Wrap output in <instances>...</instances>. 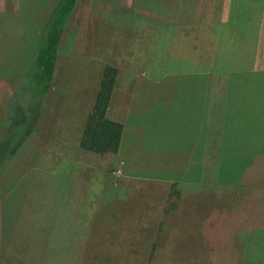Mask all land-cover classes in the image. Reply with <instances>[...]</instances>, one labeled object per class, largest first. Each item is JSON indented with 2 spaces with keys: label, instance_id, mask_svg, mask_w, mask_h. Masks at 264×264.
<instances>
[{
  "label": "crops",
  "instance_id": "crops-1",
  "mask_svg": "<svg viewBox=\"0 0 264 264\" xmlns=\"http://www.w3.org/2000/svg\"><path fill=\"white\" fill-rule=\"evenodd\" d=\"M236 1L79 0L64 31L60 47L65 40L66 53L69 54L67 66L73 67L74 60L79 58L88 63L84 79L80 82L90 81L91 84L73 88L69 95L71 100H67L68 111H64L66 114L63 117H56L58 109L61 111L62 108L57 104L59 98L53 102V146L41 147V151L49 158L37 157L36 164L25 177V191L31 193L33 202L27 208H19L20 219L16 222L23 225L24 216L29 213L33 230L28 228V231L21 232L13 229L14 226L9 229L12 222L8 217L11 194L7 198H0V251L5 250L4 246L11 245V239L16 237L21 244H18L20 248L17 247L15 251L55 252L57 254H53V264H117L116 255L110 251L109 245L110 240H114L124 245L126 251L132 249L137 253L138 248L144 250L141 256L135 257V261H140L137 264L239 263L241 247L234 243L236 250L230 262L229 247L218 246L217 234L228 236L231 233L234 241L235 235L243 236L247 222H237L234 226L219 223L214 228L210 225L204 228L202 224L200 229L201 219H197L195 230L184 222H172L173 217L185 212L198 215L196 210L191 211L194 206L188 205L192 194L209 189L213 193L208 195L217 200L214 218L218 221L224 216V199L230 193L227 189L217 191L213 184H203L197 189L193 183L180 181V193L183 187H190L191 192L181 195L176 208L170 210L168 201L170 193L174 191L173 178L142 183L134 175L143 172L186 171L181 169V161L177 160V163L170 159L200 157L202 153L195 151L203 147L200 142L201 126L204 125L209 126V129L203 155L207 156L209 152L216 155V142L220 137L216 126L223 124V118L214 111L219 107L225 109L227 105L226 89L231 73L234 70L258 71L256 65L264 61V8L261 7L264 4L256 0L259 2L256 14L246 17L244 23L238 22V27H231ZM238 1L242 8L249 5L243 0ZM7 7L9 2L0 0L1 16L8 13ZM15 7L21 6L17 2ZM215 8L217 13L212 15V9ZM192 10L196 18L189 22L187 19ZM213 26L216 34L211 36H215V41L212 40V44L206 41L204 51L199 47H190L189 43L185 44L190 32L186 34L183 30ZM23 33H26L25 29ZM21 37H17L15 47L19 41L23 42ZM221 44L225 46L222 48L228 57L219 60L215 52H220ZM22 45L19 44L18 52L13 49L14 46L8 49L11 55H17L10 56L17 57L12 60L11 71L14 74L10 75L16 78L25 68L18 63ZM179 45L183 46L181 50L176 49ZM107 64L118 68L107 117L121 122L124 130L119 150L104 154L98 163L99 155L83 148L80 141ZM56 68L57 63L55 72ZM197 76H209L211 79L200 82ZM165 77L179 79L176 103L184 105L180 114L182 121L173 117L174 120L168 124H172L173 128L181 126L184 129L169 130L168 134L165 130H159L155 142L160 146L148 147L146 126L149 121L140 106L147 100L141 94L150 91L149 83H159ZM186 80L191 83L186 85ZM173 102L172 98L166 102L168 110L173 109L174 104H170ZM187 107L191 110L188 116ZM2 117L0 124L5 119V113ZM32 141L33 136L29 142ZM116 159H123V166L131 172H123L113 178L105 165H112ZM111 189L113 192L109 193ZM143 204L146 205L142 207ZM131 205L141 207L131 208ZM230 210L234 220L247 219L245 212L235 214L233 206ZM203 213L210 214V210L203 209L200 214ZM108 225H112V228H107ZM197 231H202L206 238L199 242L198 249L170 255L171 237L174 239L178 233L198 234ZM5 234L8 240L4 238ZM16 238L14 244H17ZM198 238L201 240L200 235ZM102 245H105V252L101 250ZM36 259L43 262L40 254Z\"/></svg>",
  "mask_w": 264,
  "mask_h": 264
},
{
  "label": "rangeland",
  "instance_id": "rangeland-1",
  "mask_svg": "<svg viewBox=\"0 0 264 264\" xmlns=\"http://www.w3.org/2000/svg\"><path fill=\"white\" fill-rule=\"evenodd\" d=\"M9 2V7H7V12L4 13V16L0 15V117H2L5 102L8 100V92L11 90L12 81L18 79L16 77L10 76L14 74L11 70L12 67V60L16 59L11 58L10 56H17L11 55L12 53L8 52L9 48H12L16 42L17 37L26 35L29 37V33L31 31V24L37 23V21L42 19V15L46 13L52 2L54 0H7ZM20 1V2H19ZM19 3L21 7H15L16 3ZM43 2V3H42ZM244 3H248V7H243L237 0L236 7L233 9V23L231 27L236 26L238 22L244 23L246 17L250 18L256 14L257 8L256 5L259 3L258 1L254 0H243ZM261 3L264 4V0H260ZM264 8V5L261 6ZM193 9L195 8L192 7ZM217 8L212 9L211 14H216ZM195 12L192 10L190 12V17L187 19L189 22L194 20ZM248 23V20L246 21ZM202 29L191 30L194 33H191L190 30H183L188 36H186L187 40L185 44L189 43L190 47L194 46L196 49L197 47L201 48L202 51L205 50V42L210 41L212 44V40L215 41V36L213 33L216 34V28L208 27ZM25 29L26 33H23ZM18 30L20 33L18 34ZM195 41V42H194ZM194 44V45H193ZM15 47V46H14ZM18 47V46H16ZM67 44L65 40L60 47L59 56L57 59V68L56 72H54V77L50 89L46 95V100L44 101V105L42 107V111L40 117L38 119V123L35 126V132L33 133V141L32 143L29 142L30 137L19 149V151L14 154H11L10 157L8 155V159L3 161L2 164L0 163V198H5L8 194H11V200L9 201V207L11 211L9 212L10 215L8 217L11 219V223L8 226L13 227V229H19L21 232L24 230L28 231L33 230V222L30 219L31 215L27 213L24 216V223L23 225H18L16 222H19L20 219V207H26L27 205L31 206L33 202V197L31 193L25 191V187L27 185V181L25 177H27L34 167L37 161V157H48L43 151L42 148H49L53 146V102H57V98H59L60 102L58 107H62L61 111L58 109L56 117L60 118L63 117L66 113L64 111H68L67 107V100H71V95L73 88L76 87H86L91 84L90 81H86L81 83L83 78V74L86 71L88 63L83 61L82 58L78 60H74V66L69 67L67 66V56L69 54L66 53ZM222 47L224 45L219 46L220 52H215L216 57L219 60L225 59L228 56L226 55V51L223 50ZM183 46L179 45L176 47L177 50H181ZM14 49V48H13ZM28 47L24 50V54L19 56L18 63L23 65L24 67L30 61L29 59L32 57L31 50H27ZM211 51V48H210ZM237 54V52H233ZM24 55V56H23ZM217 59V60H218ZM87 63V64H86ZM20 65V66H21ZM255 67V63H253ZM258 67L259 72L264 71V61L261 62ZM26 69V68H25ZM24 69V70H25ZM26 71V70H25ZM22 72L20 73L21 76ZM24 74V73H23ZM200 82L210 80L211 77H203L197 76ZM178 78L173 77H165L160 80L159 83H149L148 86L150 91L147 94L141 96L146 98L145 103H141V108L143 111L146 112L145 117L149 121V124L146 126L147 128V139L146 145L148 147L160 146L158 142H155V138L159 136V130H165L168 134L169 130H181L184 129L181 126H177L173 128L172 124H168V122H172L174 120L173 117L178 118L180 121V114L182 111V107L184 105L177 104V82ZM231 80V78H230ZM186 85L191 83L190 80L185 81ZM4 88V91H2ZM222 93V91L220 90ZM8 95V96H7ZM226 95H229V90L226 89ZM233 95V94H232ZM22 98V96H20ZM69 97V98H68ZM169 98L174 100L173 109L168 110V106L166 102H169ZM18 100H21L18 98ZM188 115H191V110L187 107ZM168 110V111H167ZM264 110V107L262 108ZM166 111V112H165ZM236 112V110H234ZM148 112V113H147ZM217 113L220 118H223L225 115V109L218 108L215 109L214 113ZM264 114V111H263ZM216 115V114H215ZM1 120V119H0ZM223 122V121H222ZM215 126H213L214 128ZM218 127L217 135L220 136L222 133V124L216 126ZM173 128V129H172ZM215 132V131H214ZM154 140V142H153ZM264 141V140H263ZM220 143L219 140L216 142ZM36 149H33V148ZM42 147V148H41ZM215 149V146H213ZM42 150V151H41ZM233 148H228L226 151V156H219L215 157L216 155L209 152L207 159L205 157L194 156L192 157V165L190 168L184 170H190L187 172H179V173H164V172H143V173H136L134 175L138 176L140 182H148L159 180V177H169L172 176L173 179H191L193 180L192 183L196 185L197 189L201 188V185L206 184L208 182L213 184V187L217 191H225L226 189L230 192L229 196H226L224 199V216L221 217L218 221L214 218V206L217 203L216 198L209 196L208 194H212L213 190L209 189L206 192H199L192 194V200L190 204L194 207L191 211L196 210L198 215L191 212L189 214L183 213L182 215L175 216L172 218V222L186 223V226H191L193 230H195L194 223L197 222V219H201L200 229H202V224H204V228H207L209 225L211 227H215L216 224H227L233 225L237 224V222H247L245 223L247 230L244 234L235 235L233 241V234H229L228 236H224L222 233L217 234V243L218 246H225L229 247V254H230V262L233 260V254L236 249H234V243L237 246L241 247L240 255H239V263L238 264H264V146H262L260 156L255 158L254 156H250L248 152H241V151H234L232 152ZM94 152V151H93ZM95 154L99 155L98 163L102 160L104 154H99L94 152ZM113 159L114 157H110ZM164 161V158L162 157ZM171 161H181L184 165H187V162L181 158L170 159ZM123 159H116L113 160L112 165H105L107 171L110 172V175L115 178V176H120L121 174L126 172H131L123 166ZM95 162V161H93ZM96 163V162H95ZM178 163V162H177ZM49 164H53L50 162ZM232 164H235L236 167H233ZM232 165V167H231ZM180 169V167H177ZM234 172H243V177L239 181L237 187L230 186H219L217 182H221L219 179H223V175L225 171L232 173ZM124 170V171H123ZM245 173V175H244ZM225 177V176H224ZM216 181H215V179ZM230 179L233 182L232 176L230 175ZM186 182V181H183ZM234 185V184H232ZM174 189H178V186L172 187ZM234 190V195L232 191ZM182 194L179 191V196L176 195L174 191H172L169 195L170 200L169 208L170 210H174L178 205V199L181 195H185L186 193L191 192L190 187H183ZM109 193L113 192V189L108 191ZM137 192H135L136 194ZM135 194L132 196L135 197ZM231 196V197H230ZM7 198V197H6ZM232 199V200H231ZM146 204H143L144 207ZM233 206L234 213H243L245 212V218L239 219L237 218L234 220L232 218V213L230 207ZM141 207L140 205L135 206L131 205V208ZM203 209L210 210V214H200ZM149 210V206L148 209ZM243 210V211H242ZM31 214H33L31 212ZM211 215V216H210ZM29 216V217H28ZM28 217V218H26ZM234 226V225H233ZM107 228H112V225H108ZM170 231H173L170 230ZM198 234L195 232L193 233H178L177 236L170 239V255L173 254H183L184 251H190L193 249H198L200 247L199 242L204 241L205 235L202 231H197ZM200 235L201 240H199L198 236ZM5 239L8 240L7 235L4 236ZM16 238V237H15ZM11 239V245L4 246L5 250L0 251V264H53V254L51 252H42V253H24L20 251H15V249L20 248L18 244H21L17 239V244H14V239ZM197 241L198 243L194 244L193 242ZM8 243V244H10ZM110 251L116 255V262L117 264H137L140 261H135L136 256H141L144 250L137 249L138 252H134L132 249L126 251L124 245L119 244L114 240H110ZM23 248V247H21ZM49 248V247H48ZM10 249V250H9ZM8 250V251H7ZM101 250L105 252V245L101 246ZM40 254V259L43 262H38L36 257ZM29 256V257H28ZM169 257V256H168ZM30 258V259H29ZM39 258V257H38ZM32 260V262L30 261ZM158 264H177V263H163L159 262ZM197 264V263H194ZM199 264H209L206 263H199Z\"/></svg>",
  "mask_w": 264,
  "mask_h": 264
},
{
  "label": "trees",
  "instance_id": "trees-1",
  "mask_svg": "<svg viewBox=\"0 0 264 264\" xmlns=\"http://www.w3.org/2000/svg\"><path fill=\"white\" fill-rule=\"evenodd\" d=\"M78 2L79 0H54L49 10L42 15V19H39L36 24H31L29 37L22 36L23 42L19 41L18 47L14 48L18 52L19 44L23 43L21 53L24 54L23 51L28 47L27 50H31L32 57L25 66L26 69L24 68L26 71L23 70L21 76L13 83L12 92L4 104L5 119L0 124L1 164L11 154L17 153L35 132V126L42 112L40 110H42L53 81L61 40ZM117 75L118 68L116 66L105 65L100 89L96 95L94 107L87 116L80 141L83 148L99 154L117 152L121 146L124 125L107 117V109ZM230 78L222 133L215 157L217 155L226 156L227 149L233 148L232 152L245 151L250 153L248 155L257 158L264 146V110H262L264 107V71L234 70ZM201 129L202 141L200 143H203V147L195 152H201L200 157H205L206 160L208 155L204 156L203 154L209 126H201ZM189 144L193 145L192 142ZM196 145L198 144L196 143ZM192 157H182L187 162V167H181V169L190 168ZM232 165L236 167L235 164ZM187 171L190 170L183 172ZM227 171H225L223 179H219L221 182H217L214 178L216 183L219 186L229 187L230 183L234 184L230 185L232 187L239 186L238 183L243 177V172H234V169L232 173ZM168 178H172V176L159 177V179ZM172 180L175 186H178L180 181L189 183L193 181L191 179ZM206 184L211 185L212 183ZM174 192L179 196L178 189H174ZM232 194L234 195V190ZM229 195L230 193H228Z\"/></svg>",
  "mask_w": 264,
  "mask_h": 264
}]
</instances>
